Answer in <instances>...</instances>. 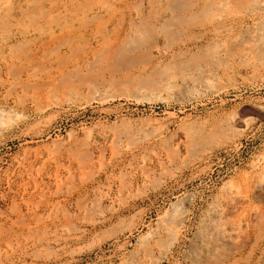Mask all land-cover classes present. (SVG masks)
<instances>
[{"label": "rangeland", "instance_id": "obj_1", "mask_svg": "<svg viewBox=\"0 0 264 264\" xmlns=\"http://www.w3.org/2000/svg\"><path fill=\"white\" fill-rule=\"evenodd\" d=\"M256 3L0 0V264H264ZM216 208L238 246L203 225Z\"/></svg>", "mask_w": 264, "mask_h": 264}, {"label": "bare ground", "instance_id": "obj_2", "mask_svg": "<svg viewBox=\"0 0 264 264\" xmlns=\"http://www.w3.org/2000/svg\"><path fill=\"white\" fill-rule=\"evenodd\" d=\"M154 1V0H153ZM227 1V0H226ZM238 1V0H237ZM241 1V0H240ZM244 1V0H243ZM248 1V0H247ZM259 2H260V0H258ZM7 2V1H6ZM177 2V1H176ZM232 2V1H231ZM230 2V3H231ZM5 3V2H4ZM232 3H235V2H232ZM255 3V2H254ZM180 4V3H179ZM208 4H209V2H208ZM246 4V3H245ZM104 5V4H103ZM249 5V4H248ZM256 5H258L257 3H256ZM256 5H254L255 7H256ZM169 6V5H168ZM214 6V5H213ZM231 6V5H230ZM253 6V5H252ZM253 6V7H254ZM260 8H264V4L262 3V4H259L258 5ZM28 7V6H27ZM32 7V6H31ZM102 7V6H101ZM152 7V6H151ZM180 7H181V5H180ZM189 7V6H188ZM192 7H194L193 5H192ZM220 7H221V5H220ZM249 7V6H248ZM1 8H2V6H1ZM139 8V7H138ZM182 8V7H181ZM258 8V7H257ZM37 9V8H36ZM205 9V8H204ZM210 9V8H209ZM231 9V8H230ZM246 9V8H245ZM254 9V8H253ZM237 10V9H236ZM255 11H256V9H254ZM40 11V10H39ZM83 11V10H82ZM169 11V10H168ZM177 11V10H176ZM260 11V10H259ZM258 11V12H259ZM149 12V11H148ZM247 12V11H246ZM249 12V11H248ZM262 12V11H261ZM252 13V11L250 12V14ZM257 14V13H256ZM175 15V14H174ZM242 15V14H241ZM245 15V14H244ZM252 15V14H251ZM258 15V14H257ZM235 16V15H234ZM229 17V16H228ZM2 19V18H1ZM97 20V19H96ZM176 20V19H175ZM225 20V19H224ZM264 20V19H263ZM55 21V20H54ZM86 22V21H85ZM178 22V21H177ZM213 22V21H212ZM211 22V23H212ZM225 22V21H224ZM5 23H6V21H5ZM52 23V22H51ZM180 23V22H179ZM1 24V23H0ZM227 24H230L229 22L227 23ZM257 24H259V23H257ZM52 25V24H51ZM175 25V24H174ZM223 25V24H222ZM226 25V24H225ZM238 25V24H237ZM255 25H256V23H255ZM260 25V24H259ZM264 25V24H263ZM219 26H220V24H219ZM229 26V25H228ZM231 26V29H232V26L233 25H230ZM254 27V26H253ZM147 28V27H146ZM209 28V27H208ZM225 28H227V26L225 27ZM230 28V27H229ZM229 28H227V29H229ZM252 28V27H251ZM256 28V27H255ZM254 28V29H255ZM259 28V27H258ZM216 29V28H215ZM218 29H219V27H218ZM250 29V28H249ZM253 29V28H252ZM22 30V29H21ZM153 30V29H152ZM248 30V29H247ZM101 31V30H100ZM67 32H69V31H67ZM66 32V33H67ZM144 32V31H143ZM209 32V31H208ZM213 32H214V30H213ZM216 32H220V31H215V33ZM248 32V31H247ZM254 32V31H253ZM222 33V32H221ZM255 33V32H254ZM254 33H253V35H254ZM98 35V34H97ZM221 35V34H220ZM213 37V36H212ZM251 37V36H250ZM256 37V36H255ZM53 38V37H52ZM68 39V38H67ZM248 39H251V38H248ZM50 40V39H49ZM254 40H256V39H254ZM5 41V40H4ZM42 42V41H41ZM252 42V41H251ZM253 42H255V41H253ZM259 42H260V40H259ZM45 43V42H44ZM64 43V42H63ZM49 44V43H48ZM102 44V43H101ZM224 44V43H223ZM247 44H248V42H247ZM246 44V45H247ZM252 44V43H251ZM216 45V44H215ZM238 45V44H237ZM246 45H244L243 44V46H246ZM4 45L2 44L1 45V47H3ZM224 46V45H223ZM225 46H226V44H225ZM254 46V45H253ZM22 47V46H21ZM43 47H44V45H43ZM48 47V46H47ZM114 47V46H113ZM247 47L248 48H250V46H248L247 45ZM6 48V47H5ZM254 48V47H253ZM106 49V48H105ZM104 49V50H105ZM217 49V48H216ZM251 49V48H250ZM250 49H248V50H250ZM244 50V49H243ZM245 50H246V48H245ZM254 51V50H253ZM96 52V51H95ZM234 52V51H233ZM4 53V52H3ZM3 53L1 54L0 53V56L1 55H3ZM15 54V53H14ZM226 54V53H225ZM99 55V54H98ZM229 55V54H228ZM6 56V55H5ZM3 59H5L4 57H2ZM1 57H0V59L3 61V59H2ZM9 58V57H8ZM14 58V57H13ZM12 58V59H13ZM16 58V57H15ZM17 59H18V57H17ZM16 59V60H17ZM20 59V58H19ZM2 63V62H1ZM3 64V63H2ZM4 66V65H3ZM8 66V65H7ZM14 66V65H13ZM22 68V67H21ZM36 68V67H35ZM11 69V68H10ZM21 70V69H20ZM35 70V69H34ZM13 71V70H12ZM27 73V72H26ZM9 75V74H8ZM1 77V76H0ZM36 77V76H35ZM208 77V76H207ZM34 78V77H33ZM44 78V77H43ZM1 79V78H0ZM22 79V78H21ZM26 79V78H25ZM53 79V78H52ZM61 79V78H60ZM144 80V79H143ZM3 81V80H2ZM42 81V80H41ZM53 81H55V79L53 80ZM58 81H61V80H58ZM208 80H206V81H204V82H207ZM5 82V81H4ZM6 82H7V80H6ZM43 82V81H42ZM39 83V82H38ZM38 83H36V84H38ZM58 83V82H57ZM57 83H56V85H57ZM61 83V82H60ZM3 84V83H2ZM5 84V83H4ZM25 84V83H24ZM30 85L32 84V83H29ZM53 84V83H52ZM10 85V83L8 84V86ZM22 85V84H21ZM20 84H19V86H20V88L22 87ZM55 85V84H54ZM4 85H2L1 87H3ZM7 86V87H8ZM58 86V85H57ZM10 87H14V86H10ZM30 87V86H29ZM28 87V92L29 91H31V90H29L30 88ZM41 87H45V86H41ZM48 87V86H47ZM20 88H18V89H20ZM38 88H40V86H38ZM50 88V87H49ZM1 89V88H0ZM17 89V90H18ZM32 89H34V87L32 88ZM36 89V88H35ZM41 89V88H40ZM8 90V89H7ZM6 90V91H7ZM26 90V89H25ZM4 91V90H3ZM35 91V90H34ZM38 91H39V89H38ZM52 91H54L53 89H52ZM56 91V90H55ZM6 93V92H5ZM4 93V94H5ZM9 93V92H8ZM14 93H16V90H15V92ZM26 93V92H25ZM31 93V92H30ZM53 93V92H52ZM51 93V94H52ZM56 93V92H55ZM2 94V93H1ZM33 94V93H32ZM51 94H49V93H47V91H39L37 94H36V96H38L39 95V99L41 100V99H48V97H50V95ZM58 94V93H57ZM61 94V93H60ZM8 95H10V93L8 94ZM31 95V94H30ZM17 96V95H16ZM34 96V95H33ZM60 96V95H59ZM13 97V96H12ZM22 97V96H21ZM52 97V96H51ZM54 97V96H53ZM67 97V96H66ZM4 98V97H3ZM2 98V99H3ZM19 98V97H18ZM33 98V97H32ZM35 98V97H34ZM38 98V97H37ZM16 99V98H15ZM23 99V98H22ZM26 99V98H25ZM31 99V98H30ZM56 99V96L52 99V103H53V101H54V105L56 106V105H58V103L60 104V98H58L57 97V100H59V102L57 101V100H55ZM65 99H67V98H65ZM8 100V99H7ZM6 100V101H7ZM20 100V99H19ZM29 100V99H28ZM37 100V99H36ZM25 101V100H24ZM31 101V100H30ZM51 101V100H50ZM55 101H57V102H55ZM63 101V100H62ZM67 101V100H66ZM20 102H22V101H20ZM57 103V104H56ZM66 103V102H65ZM48 105H49V103H48V101H46V102H44V104H42V103H39V107L41 108V109H43V108H47L48 107ZM59 106V105H58ZM2 115V114H1ZM5 116V115H4ZM2 117H3V115H2ZM6 119V118H5ZM3 122H4V120H3ZM6 123V122H5ZM2 124V123H1ZM7 125V124H6ZM8 126V125H7ZM264 161V160H263ZM264 168V167H263ZM258 171V170H257ZM260 171V170H259ZM251 175V174H250ZM249 175V176H250ZM254 176V175H253ZM241 177V176H240ZM243 177H244V175H243ZM243 177H241V178H243ZM260 177H261V175H260ZM246 178V177H245ZM262 178V177H261ZM260 178V179H261ZM240 179V178H239ZM249 179V178H248ZM244 180V179H243ZM254 180V179H253ZM255 180H257L256 179V177H255ZM248 181H250V179L248 180ZM260 181V180H259ZM242 183H246V182H244V181H242ZM241 183V184H242ZM252 183V182H251ZM254 183V182H253ZM255 183H256V181H255ZM240 184V185H241ZM237 185V184H236ZM239 185V184H238ZM243 185V184H242ZM252 185V184H251ZM254 186V185H253ZM228 187V186H227ZM242 187V186H241ZM243 187H244V185H243ZM249 186H247V188H248ZM224 188V187H223ZM239 188H240V186H239ZM239 188H235V187H230L229 189H227V191H226V201H227V205L226 206H228V208L226 209L227 210V214L228 215H225V216H229V215H231V216H235V215H233V214H239L238 212L243 208V206H244V204H245V201H246V197H245V193H247L246 191H245V193L243 194V191H241ZM253 189V187H250V189ZM254 188H256L258 191H260V193L261 192H263L264 193V177L261 179V181L259 182V184L257 185V187H254ZM251 189V190H252ZM250 190V191H251ZM254 190V189H253ZM249 192V191H248ZM222 193V192H221ZM252 194H254V192H251ZM250 194V193H249ZM217 195H219L220 196V193L219 194H217ZM216 195V196H217ZM215 196V197H216ZM225 196V195H224ZM223 196V197H224ZM246 196H247V194H246ZM251 195H249V197H250ZM223 197H221V198H223ZM257 197V196H256ZM217 198V197H216ZM248 199V198H247ZM263 200H264V198H262ZM220 200V199H219ZM224 200V199H223ZM262 202V201H261ZM216 203V202H215ZM220 203V202H219ZM219 203H217V204H219ZM250 203H251V201H250ZM258 203H260V201L258 202ZM222 204V203H221ZM261 204V205H260ZM259 205H260V207L262 208L263 207V209H261V210H256V211H254V213H253V219H254V221L257 223V225L256 226H258L259 224V222H263L264 220H262L263 218H264V206H262V203H260ZM250 205V204H249ZM248 205V206H249ZM258 205V206H259ZM217 206V205H216ZM225 206V205H224ZM213 208V207H212ZM211 208V209H212ZM224 208H226V207H224ZM223 208V209H224ZM248 208V207H247ZM220 209V208H219ZM219 209L218 208H216V210L217 211H215L214 210V212H213V214H212V216H210L211 218H210V220H209V222L208 223H204L203 225H207L208 224V232H210V233H212V234H214V233H216V232H219L218 233V237H219V241H221V242H223L224 243V245H225V243H236L235 241H236V239L238 240V237H239V234L240 233H242V236L243 237H245V234H243V232H240L241 230H242V228H244V227H240V224H238L237 222L239 221V223H240V220L238 219V221L236 222V221H234L233 219L234 218H232L231 220L228 218V220H227V222L226 223H224V224H222V223H219L220 221H218V218L219 217H221V216H219L220 214H219ZM222 209V208H221ZM249 209H250V206H249ZM260 209V208H259ZM187 210V209H186ZM208 210V209H207ZM209 211V210H208ZM225 211V210H224ZM183 212V211H182ZM188 212V211H187ZM226 212V211H225ZM253 212V211H252ZM212 213V212H211ZM245 213V212H244ZM248 212L246 211V213L245 214H247ZM250 213V212H249ZM207 214V213H206ZM248 215V214H247ZM206 216V215H205ZM242 216V215H241ZM244 216V215H243ZM249 216V215H248ZM230 217V216H229ZM247 217V216H246ZM246 217H244V219H242V220H245V218ZM250 217V216H249ZM209 218V217H208ZM243 218V217H242ZM203 219V218H202ZM222 219V218H221ZM236 219V218H235ZM249 219V218H248ZM180 220V219H179ZM181 221V220H180ZM204 221V220H203ZM206 221V220H205ZM187 222V221H186ZM201 222H202V220H201ZM165 223V222H164ZM163 223V224H164ZM184 223H185V221H184ZM188 223V222H187ZM245 223H248V222H245L244 221V224ZM251 223V222H250ZM256 223H254V222H252L251 223V225L253 224L254 226H255V224ZM169 224H173V223H169ZM180 224V223H179ZM200 224V223H199ZM244 224H243V226H244ZM262 224V223H261ZM186 225V224H185ZM246 225V224H245ZM248 225V224H247ZM246 225V227L248 228V226ZM178 226V225H177ZM176 226V227H177ZM254 226H251L253 229L254 228H256V227H254ZM184 227V226H183ZM200 227V226H199ZM202 228H203V226H201ZM201 227H200V229H201ZM246 227H245V229H246ZM167 228H168V226H167ZM181 228V227H180ZM259 228V227H258ZM258 228H257V231H258ZM175 229V227L173 228V230ZM200 229H199V231L197 232L199 235L200 234H202V232L200 233ZM241 229V230H240ZM244 229V230H245ZM181 230V229H180ZM248 230V229H247ZM246 230V231H247ZM171 231V230H170ZM197 231V230H196ZM254 231H255V229H254ZM256 231V232H257ZM206 232V231H205ZM204 232V233H205ZM240 232V233H239ZM248 232V231H247ZM263 232V231H262ZM261 232V233H262ZM172 233V232H171ZM170 233V234H171ZM246 233V232H245ZM206 234H207V232H206ZM212 234H210L212 237H213V235ZM259 234H260V232H259ZM259 234H256L257 236H259ZM264 234V233H263ZM262 234V235H263ZM208 235V234H207ZM215 235V234H214ZM210 236V237H211ZM248 236V235H247ZM246 236V237H247ZM252 236V235H251ZM215 237V236H214ZM242 237V238H243ZM256 237V236H255ZM260 237V236H259ZM264 237V236H263ZM263 237H261V239L263 238ZM248 238H249V236H248ZM248 238H247V240H248ZM207 239H208V237H207ZM207 239H206V241H207ZM245 239V238H244ZM255 239V238H254ZM258 239V238H257ZM260 239V238H259ZM204 240V239H203ZM212 240V239H211ZM214 240H215V238H214ZM217 240V239H216ZM263 240V239H262ZM200 241H201V239H200ZM239 241V240H238ZM238 241H237V243H238ZM240 241H242L241 239H240ZM211 242V241H210ZM212 242H213V240H212ZM218 241H215L214 243L215 244H218L217 243ZM256 242H257V240H256ZM205 243V242H204ZM204 243H202V245L204 244ZM208 243V242H207ZM236 243V244H237ZM243 243H244V241H243ZM248 243V242H247ZM206 244V243H205ZM204 244V245H205ZM239 244V243H238ZM238 244H237V246H238ZM256 244V247H257V243H255ZM260 244H261V242H260ZM263 244V243H262ZM196 245V244H195ZM220 245V244H219ZM227 245V244H226ZM249 245V244H248ZM253 245V244H252ZM259 245V244H258ZM198 246H199V244H198ZM201 246V245H200ZM213 245H210V246H208V247H210V248H206V246H204L207 250H205L207 253L208 252H213V250H214V248L213 247H215V246H213ZM232 246V245H231ZM254 247H255V245H253ZM252 246V247H253ZM203 247V248H204ZM219 247V246H218ZM222 247H224V246H222ZM255 247V248H256ZM200 248H202V246L200 247ZM213 248V249H212ZM225 248V247H224ZM245 248H246V246H245ZM263 248H264V246H263ZM236 249V248H235ZM244 249V248H243ZM257 249V248H256ZM164 250V249H163ZM195 250V249H194ZM218 250V249H217ZM260 250V249H259ZM262 250V249H261ZM196 251V250H195ZM197 251H198V249H197ZM199 251H202V250H199ZM228 251V250H227ZM242 251V250H241ZM257 251V250H256ZM255 251V252H256ZM235 252V251H234ZM244 252V251H243ZM242 252V253H243ZM262 252V251H261ZM202 252H200V254H201ZM217 253V252H216ZM232 253V252H231ZM231 253H228V254H231ZM238 253H240V252H238ZM264 253V252H263ZM195 254V253H194ZM210 254V253H209ZM213 254H214V252H213ZM221 254V253H220ZM233 254V253H232ZM231 254V255H232ZM205 255V254H204ZM208 255V254H207ZM218 256H219V254H217ZM216 255V256H217ZM262 256H263V254H261ZM198 256V255H197ZM200 256V255H199ZM209 256V255H208ZM234 256V255H233ZM242 257V256H241ZM209 258L211 259V257L209 256ZM219 258H221V257H219ZM191 259V258H190ZM228 259V258H227ZM258 259V258H257ZM259 259H260V257H259ZM195 260H196V258H195ZM224 260V259H223ZM259 261V260H258ZM261 261V260H260ZM218 262V261H217ZM216 262V263H217ZM224 262V261H223ZM236 262V261H235ZM263 262H264V260H263ZM206 263V262H205ZM204 263V264H205ZM211 263V262H210ZM256 263V262H255ZM201 264H203V263H201ZM207 264H209V263H207ZM233 264V263H232ZM263 264V263H262Z\"/></svg>", "mask_w": 264, "mask_h": 264}]
</instances>
